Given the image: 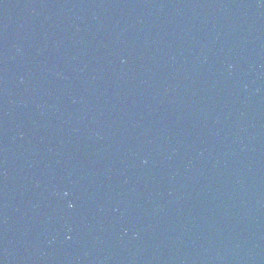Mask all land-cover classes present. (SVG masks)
<instances>
[{"label":"water","instance_id":"obj_1","mask_svg":"<svg viewBox=\"0 0 264 264\" xmlns=\"http://www.w3.org/2000/svg\"><path fill=\"white\" fill-rule=\"evenodd\" d=\"M0 264H264V0H0Z\"/></svg>","mask_w":264,"mask_h":264},{"label":"clouds","instance_id":"obj_2","mask_svg":"<svg viewBox=\"0 0 264 264\" xmlns=\"http://www.w3.org/2000/svg\"><path fill=\"white\" fill-rule=\"evenodd\" d=\"M71 206V205H70Z\"/></svg>","mask_w":264,"mask_h":264}]
</instances>
